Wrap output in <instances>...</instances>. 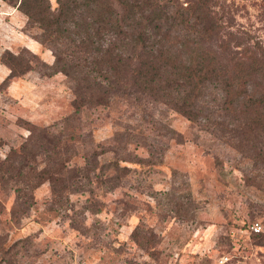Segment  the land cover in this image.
<instances>
[{
	"label": "rangeland",
	"instance_id": "1",
	"mask_svg": "<svg viewBox=\"0 0 264 264\" xmlns=\"http://www.w3.org/2000/svg\"><path fill=\"white\" fill-rule=\"evenodd\" d=\"M218 1L234 29L264 47V0ZM36 33L0 1V56L20 53L34 66L5 85L0 61V162L20 149L29 124L50 128L69 147L67 190L59 197L48 181L28 190L0 177V264H214L224 254L264 264V236L251 231L259 222L264 233L261 146L237 148L151 99L74 113L70 80L38 73L53 58Z\"/></svg>",
	"mask_w": 264,
	"mask_h": 264
},
{
	"label": "trees",
	"instance_id": "2",
	"mask_svg": "<svg viewBox=\"0 0 264 264\" xmlns=\"http://www.w3.org/2000/svg\"><path fill=\"white\" fill-rule=\"evenodd\" d=\"M0 1L38 30L33 39L53 58L38 73L70 80L74 113L114 98L151 99L237 148L259 144L264 169L263 43L234 29L218 0H57L55 10L49 0ZM0 61L9 70L5 85L34 70L20 53L5 50ZM28 126L20 149L0 162V177H16L28 190L48 181L60 197L69 147L50 128Z\"/></svg>",
	"mask_w": 264,
	"mask_h": 264
},
{
	"label": "built area",
	"instance_id": "3",
	"mask_svg": "<svg viewBox=\"0 0 264 264\" xmlns=\"http://www.w3.org/2000/svg\"><path fill=\"white\" fill-rule=\"evenodd\" d=\"M251 231L255 234L262 233L263 232L262 225L259 222L253 223L251 226ZM214 264H233V258L228 254H224L219 256Z\"/></svg>",
	"mask_w": 264,
	"mask_h": 264
},
{
	"label": "crops",
	"instance_id": "4",
	"mask_svg": "<svg viewBox=\"0 0 264 264\" xmlns=\"http://www.w3.org/2000/svg\"><path fill=\"white\" fill-rule=\"evenodd\" d=\"M36 42V41H35ZM37 43V42H36ZM52 61H53V59H52ZM52 63V62H51ZM51 63H48V64H51Z\"/></svg>",
	"mask_w": 264,
	"mask_h": 264
}]
</instances>
